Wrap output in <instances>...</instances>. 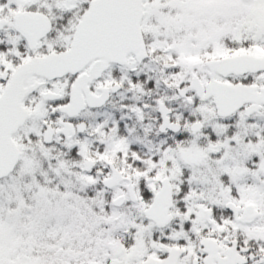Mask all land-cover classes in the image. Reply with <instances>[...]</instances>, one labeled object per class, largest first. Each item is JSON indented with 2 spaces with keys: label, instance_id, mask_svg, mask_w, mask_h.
Instances as JSON below:
<instances>
[{
  "label": "snow or ice",
  "instance_id": "6c2138e0",
  "mask_svg": "<svg viewBox=\"0 0 264 264\" xmlns=\"http://www.w3.org/2000/svg\"><path fill=\"white\" fill-rule=\"evenodd\" d=\"M0 264H264V0H0Z\"/></svg>",
  "mask_w": 264,
  "mask_h": 264
}]
</instances>
